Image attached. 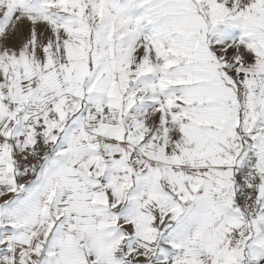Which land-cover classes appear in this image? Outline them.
I'll list each match as a JSON object with an SVG mask.
<instances>
[{"label": "snow or ice", "instance_id": "1", "mask_svg": "<svg viewBox=\"0 0 264 264\" xmlns=\"http://www.w3.org/2000/svg\"><path fill=\"white\" fill-rule=\"evenodd\" d=\"M0 264H264V0H0Z\"/></svg>", "mask_w": 264, "mask_h": 264}]
</instances>
